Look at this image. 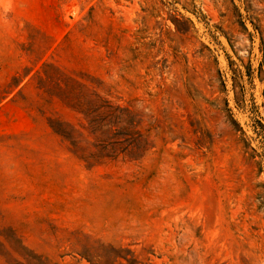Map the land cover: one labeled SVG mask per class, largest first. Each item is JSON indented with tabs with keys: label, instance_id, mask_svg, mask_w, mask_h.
Instances as JSON below:
<instances>
[{
	"label": "rangeland",
	"instance_id": "374dc122",
	"mask_svg": "<svg viewBox=\"0 0 264 264\" xmlns=\"http://www.w3.org/2000/svg\"><path fill=\"white\" fill-rule=\"evenodd\" d=\"M0 264H264V0H0Z\"/></svg>",
	"mask_w": 264,
	"mask_h": 264
}]
</instances>
